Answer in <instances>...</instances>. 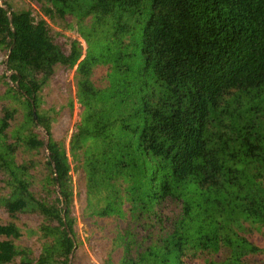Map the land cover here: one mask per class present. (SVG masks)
I'll return each instance as SVG.
<instances>
[{"label": "trees", "instance_id": "obj_1", "mask_svg": "<svg viewBox=\"0 0 264 264\" xmlns=\"http://www.w3.org/2000/svg\"><path fill=\"white\" fill-rule=\"evenodd\" d=\"M32 1L53 23L78 26L88 49L81 59L74 40L66 54L46 20L0 5L13 82L0 95V207L12 219L0 218V264H30L36 235V264H79L71 163L39 113L58 69L75 67L70 153L86 150L84 218L100 264L264 261L253 175L264 173V0ZM20 107L26 120L12 128ZM32 125L47 143L26 133ZM116 176L120 187L109 184Z\"/></svg>", "mask_w": 264, "mask_h": 264}, {"label": "rangeland", "instance_id": "obj_2", "mask_svg": "<svg viewBox=\"0 0 264 264\" xmlns=\"http://www.w3.org/2000/svg\"><path fill=\"white\" fill-rule=\"evenodd\" d=\"M0 5L4 7L10 6L14 12L18 14L29 15L33 22L38 23L41 20H46L49 24L50 30L54 37L56 44L66 53L69 54L72 48V43L74 40L79 41L83 47V59L86 55L88 49L87 41L83 38L82 34L78 30V26L64 28L61 24H55L50 19L46 18L45 15L40 10L39 6L32 0H0ZM86 28L83 29L85 33ZM1 39V37H0ZM9 48L6 45L0 44V95H3L7 88L4 86L5 83L13 82L10 80L11 71L8 68V58H9ZM68 71L64 68H59L55 78L52 81V89H46L40 96L42 119L46 120L50 118L52 126V134L54 139L59 141L64 145L66 154L71 163L70 177L68 182V187L74 191V215L77 218V228L80 237L83 241V245L78 250V255L80 256L79 264H100L98 258L94 255L91 246L94 249L97 248V244L89 245L91 239L89 238L90 231L95 225L94 219L85 217V207L86 205V189L88 187L89 180L91 178V171L89 168V163L86 160V150L83 148L78 152L79 159L73 160L70 153V143L73 132L77 131V124L81 120V104H79L76 95V86L74 84V71ZM71 84V93L68 92V86ZM73 103V110L68 105L69 102ZM1 110V107H0ZM1 115V114H0ZM25 111L22 108H18V112L15 115L14 120L11 122L12 128H21L22 123L25 122ZM26 133H34L40 139L48 141V134L42 126L32 125ZM89 145V146H88ZM87 148L90 144L86 145ZM42 155L47 154V149L44 146L40 149ZM19 161V159H18ZM255 179V190L258 194L264 195V173H260L259 170L253 172ZM4 178L0 176V186L2 185ZM109 184H114L116 187H120L122 184V178L115 177ZM54 197H59L60 193ZM0 218L4 221H12V219L4 213L3 209L0 207ZM85 219V221H84ZM18 221V219H13ZM33 220V219H30ZM32 225H36L33 223ZM28 245L32 249V254H30V264H36L41 251H42V241L39 236H33L29 239ZM12 264H21L20 259ZM257 264H264V261H258Z\"/></svg>", "mask_w": 264, "mask_h": 264}, {"label": "water", "instance_id": "obj_3", "mask_svg": "<svg viewBox=\"0 0 264 264\" xmlns=\"http://www.w3.org/2000/svg\"><path fill=\"white\" fill-rule=\"evenodd\" d=\"M35 113V112H34ZM36 114V113H35Z\"/></svg>", "mask_w": 264, "mask_h": 264}]
</instances>
